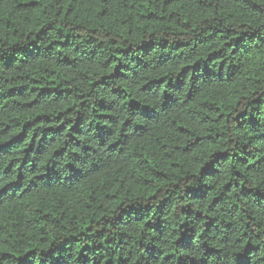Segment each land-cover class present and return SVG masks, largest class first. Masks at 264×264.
I'll list each match as a JSON object with an SVG mask.
<instances>
[{
  "label": "trees",
  "instance_id": "1",
  "mask_svg": "<svg viewBox=\"0 0 264 264\" xmlns=\"http://www.w3.org/2000/svg\"><path fill=\"white\" fill-rule=\"evenodd\" d=\"M0 264H264V0H0Z\"/></svg>",
  "mask_w": 264,
  "mask_h": 264
}]
</instances>
